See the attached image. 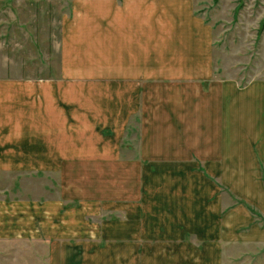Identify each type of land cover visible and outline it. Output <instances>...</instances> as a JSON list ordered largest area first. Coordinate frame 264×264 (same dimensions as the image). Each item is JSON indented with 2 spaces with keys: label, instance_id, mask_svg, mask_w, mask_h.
<instances>
[{
  "label": "crops",
  "instance_id": "1",
  "mask_svg": "<svg viewBox=\"0 0 264 264\" xmlns=\"http://www.w3.org/2000/svg\"><path fill=\"white\" fill-rule=\"evenodd\" d=\"M161 1L76 0L57 74L0 77V242L50 264H222L253 242L220 183L264 204V93L230 84L228 112L203 93L208 27ZM193 76L199 96L177 90Z\"/></svg>",
  "mask_w": 264,
  "mask_h": 264
},
{
  "label": "rangeland",
  "instance_id": "2",
  "mask_svg": "<svg viewBox=\"0 0 264 264\" xmlns=\"http://www.w3.org/2000/svg\"><path fill=\"white\" fill-rule=\"evenodd\" d=\"M75 1L0 0L1 78L57 74L60 21L66 14L73 13ZM175 1L188 5V0ZM189 1L192 16L208 27L211 37L212 46L208 51L209 63L212 64L206 69L208 72L200 68L201 65L194 70L195 74L198 71L206 74L198 80V84H203V93H216L217 86H223L225 90L219 92L226 95V112L231 99L230 84L244 89L254 83L255 92L264 93V0ZM197 78L193 76L191 79L194 81H186L185 86H177V90H191L199 96L200 87L195 82ZM206 81L208 86L205 85ZM212 83H216L213 89ZM178 84L184 85V81ZM232 138L234 136L228 133L226 142H231ZM260 166L261 184L264 187V163ZM230 176L233 175H226L225 184L220 183L221 192L226 197V212L238 206L244 207L252 217L251 233L254 232L255 236H252V243L226 244L220 261L222 264H264V204L260 199L236 198L229 187L233 180ZM241 179L243 181L240 183L244 184L243 175ZM44 251L45 247L37 243L2 241L0 264H50L43 257L36 261L35 257L44 256Z\"/></svg>",
  "mask_w": 264,
  "mask_h": 264
}]
</instances>
